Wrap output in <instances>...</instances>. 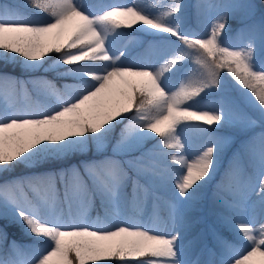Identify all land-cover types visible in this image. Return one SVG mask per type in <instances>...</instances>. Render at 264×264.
<instances>
[{
	"label": "snow or ice",
	"instance_id": "6c2138e0",
	"mask_svg": "<svg viewBox=\"0 0 264 264\" xmlns=\"http://www.w3.org/2000/svg\"><path fill=\"white\" fill-rule=\"evenodd\" d=\"M28 6L35 16L0 15V64L19 63L25 70L48 65L79 83L64 85L67 92L62 93L51 81H37L56 98L54 107L23 114L0 111V177L21 165L85 153L93 144L100 151L123 124L116 150L140 154L126 163L111 157L86 162L83 172L71 169L72 179L86 199L99 197L113 212L126 199L129 170L149 185L171 181L172 231L164 232L152 220L134 223L115 214L93 222L83 211L73 213L70 202L65 211L52 177L4 178L0 216L21 224L33 243H9L0 231V264H193L187 259L184 208L198 202L220 170L227 141L216 133L234 122L238 110L229 88L238 87L254 110L240 116L245 126L264 129V13L259 25L240 30L242 46L235 48L227 43L229 21L237 13L251 18L256 8L251 0L197 4L198 13H215L205 35L188 30L183 0L155 9L139 0L99 10L86 0H28ZM136 34L155 41L163 61L158 68L117 48L122 38ZM19 86V80L0 75L6 102ZM189 129L206 137L191 158L188 141L181 138ZM157 136L159 141L143 151L144 143ZM248 155L252 171L234 155L218 185V192L232 196L219 195L214 210L218 250L210 254L220 259L196 264H264V224L239 220V207L249 194L258 196L264 208V131L248 142ZM156 157L170 158L178 167L161 169ZM132 183L135 200L136 189L143 186L138 178ZM25 187L36 193L35 199L24 194ZM221 229L230 230L235 243Z\"/></svg>",
	"mask_w": 264,
	"mask_h": 264
},
{
	"label": "rangeland",
	"instance_id": "374dc122",
	"mask_svg": "<svg viewBox=\"0 0 264 264\" xmlns=\"http://www.w3.org/2000/svg\"><path fill=\"white\" fill-rule=\"evenodd\" d=\"M169 1L171 2V0H164V2L161 3L160 0H139V2L148 5L153 9H155L156 7L167 5L169 4ZM86 2L91 5H94L96 9L99 10L104 5L113 4V3L131 4L133 3V0H86ZM251 2L256 5V8L254 10L255 14L251 18H247L240 13L237 14L241 16V18H243L246 24L249 22L248 24L259 25L261 23V14L264 13V10L261 11L258 10L257 0H251ZM205 3H219V0H206ZM186 6L187 9L191 8L190 4ZM6 11L20 13L11 8L0 6V15H3ZM212 11L213 10H206L205 11L206 15L204 12L201 15L203 17L201 16L195 17L197 20H200V22L204 23L202 30H205V34L210 30V26L214 18L213 15H215L214 11L213 12ZM20 14L29 17L36 15V13H30V14L20 13ZM193 21H194L193 18L188 16L187 28L188 30L194 33L196 30L193 27L192 24ZM245 26L246 25H242L240 27L244 28ZM205 34L203 33L201 35H205ZM238 34L239 33H236L234 39L233 38L229 39L228 37L227 40V43L231 44V46L235 48L242 46V42L237 39ZM154 43L155 41L152 40L149 34H136L132 37L123 38L121 43L120 41H118L117 48L125 50L126 55L130 54V58H135L137 59L138 62L144 65L154 66L158 68L163 61L160 58L161 53L159 49L153 47ZM189 63H191V61H189ZM8 64H13V66L20 65L21 67H23L21 64L13 63V62H8L3 65H8ZM36 69H42L44 71L52 70L48 67V65H45V67L43 68L37 67ZM19 81L21 82L22 86L17 87L14 91H10L7 102L5 101L3 95L0 97V101L2 103L1 105L2 111L5 108H8L11 111H16L18 113L23 114L29 112L43 111L45 109L52 108L56 105L57 102L56 98L51 95H48L50 96L51 102H48L46 104L42 103L39 105H33V104L30 105L27 99L28 91L25 88V83L24 81H22V79H20ZM60 92L66 93L65 91H61V90ZM228 92L231 95H233L235 98H237L238 110L234 122L232 124L227 125L225 128L220 130V132L216 133V135L225 138L227 141L221 156V167L216 176V177L219 176L218 178L219 180H217L216 183H214L211 186L207 185L209 192H207L206 194L202 190L200 199L198 200V202L194 204L199 205V203H203L204 208L199 207V211H201V213L197 214L196 217H194L193 215L189 216L188 219L190 221L192 220L191 221L192 226L187 223V227L183 233L184 235H186L185 244L187 247V259L193 261V264H196V262L198 261H209V260L220 259L219 255L210 254V250L213 253L217 252L218 250L216 246L217 245L216 237L214 235V231L217 228L214 210L219 208V205L217 203V197L219 195H224L229 199H232V196L228 192H218V185L220 184V181L224 176L225 171L228 169L229 164L232 162L234 155H238L240 157L241 163L248 172L252 171V161L250 160L248 155V142L251 140L253 136H259V134L262 131H264V129H262L259 125L255 127H246L243 120L240 119V116H242L244 113H247L249 115L254 114V110L246 102V99L242 94L241 90L238 87H235L234 85L232 88L228 89ZM181 138L187 139L188 141L187 147L189 149V153L186 154H190V158L191 155L198 153L202 149L206 141V137L204 136V134L197 132L194 129H189L188 131H186L184 136H182ZM119 139L120 138H118V140ZM117 141L113 145V150L116 152L129 154V152L126 149L116 150ZM107 146H108V141L106 140L104 147L102 149L106 148ZM131 153L133 155L127 157L125 159V163L131 160L134 156H138L140 154V152L138 151H133ZM42 162L43 161L39 162L38 164H41ZM84 164L85 163L78 164L77 166H75V168L80 169L81 172H83ZM22 166L23 165H21V167ZM33 166L34 165L24 166V167L30 168ZM175 167L178 166L175 165ZM132 172L134 173L130 172L129 174L132 177V180L138 178L140 185H142L143 187H138L136 189V197L135 200H133L132 180H130L127 183V185L129 184L131 185L129 192L131 193L130 204H131L132 213L130 214L126 212V206L124 204H122L120 209L115 210V212H113L112 210L107 209L104 205H102L99 197L86 199L83 190L79 188L72 179L71 171H70L71 182L68 183V180H66L68 175L67 169L66 170L63 169L59 171L56 175L53 174L49 177H52V183L55 189L56 198L59 201L60 206L64 208L65 211H67L70 202L73 213H79L83 211L90 219V221L93 222L97 220L105 221V219L108 216L115 214L127 218L134 223H147L149 220H152L155 223L161 225L162 230L164 232L170 233L172 231V220L170 218V207L168 202L171 200V198L169 197L165 198L164 195L162 196L159 192H157V190H155V188L148 187L145 184V182H143L139 177H137L135 171ZM214 180H216V178ZM127 185L124 188L125 195H129V193L126 192ZM46 188L45 187L41 188L42 192L46 190ZM144 189H147V192H145ZM27 190H28L27 187H25L24 189L25 195H27L28 193ZM30 191L31 194L27 195L28 198L35 199L36 193L33 192L32 189H30ZM66 193H67V198H66ZM244 199H246L247 203L245 205L242 203L239 207V220H242L244 222H249L253 224L254 227H260L262 224H264V208H262L259 203V197L253 194H249ZM184 213L186 214L185 208H184ZM0 218H4V217L0 216ZM21 227L22 230H24L22 225ZM0 231L3 230L0 228ZM5 233L7 234V232ZM226 238L229 240L230 243H235V241L232 240V237L229 238L226 237ZM13 240H15L20 245H30L28 242L25 243L24 241H20L17 238L15 239L14 237H10L8 239V242L10 243Z\"/></svg>",
	"mask_w": 264,
	"mask_h": 264
},
{
	"label": "trees",
	"instance_id": "16d2710c",
	"mask_svg": "<svg viewBox=\"0 0 264 264\" xmlns=\"http://www.w3.org/2000/svg\"><path fill=\"white\" fill-rule=\"evenodd\" d=\"M205 0H183V3L185 5L190 4L191 8H188L187 11L193 18V25L194 27L197 28L202 25L203 23L200 22V20H197L195 16H201V13L199 14L197 12L196 6L199 3H203ZM223 2V0H222ZM258 4V9L264 10V0H257ZM0 6L3 7L5 6L6 8H11L13 10H16L20 13L24 14H30V13H36V10L30 6H28L27 0H0ZM203 17V16H201ZM231 25V31L228 33V37L234 38L238 29L237 25H249L248 23L241 18L238 14L234 15V17L229 21ZM242 29V27H241ZM151 36V35H150ZM123 40V38L120 40ZM0 75H6L9 78L15 79V80H20L24 81L25 83V88L28 91V102L30 105H39L42 103H48L51 102L50 96L42 89L36 82L40 80H47L51 81L57 89H60L61 91L67 92V90L64 88V85L66 84H74V83H79V81L68 78V77H61L57 74L56 71L51 70V71H44L42 69H34V70H25V68L21 67L20 65H14L13 64H8V65H3L0 64ZM10 92L8 93V95ZM2 94H0V97ZM2 103L0 101V111H2ZM127 123V121H125ZM124 125L121 124L119 125L113 133L108 137V146L100 151L97 150L96 146L93 144L89 147V150L86 151L85 153H76L72 156H66V157H61V158H52L48 160H44L41 164H35L33 167L27 168L24 166H19L17 167L13 172L5 174V176L0 177V180L4 178H12V177H49L53 174H57L59 171L63 169L68 170V175L66 180H68V183L71 182V175L70 171L73 167L77 166L78 164L81 163H86L87 161H93V160H99L103 159L104 157H111L116 160H120L121 162H125V159L127 157H130L133 155L132 153L125 154L122 152H116L113 150V145L116 143L118 138H120V133L121 130L123 129ZM159 137L157 136L154 140H149L146 141L143 145L142 150L147 151L148 149H151L154 144H156L159 141ZM139 152V151H138ZM158 164L161 169H163L165 166H170V167H175V164L173 161L170 160V158H162V157H156ZM131 173L132 170H130ZM129 172V174H130ZM145 184L150 187V188H155L157 192H159L162 196L164 195L165 198L169 197L172 199V193L174 192L175 188L172 184L171 181H169L167 184H155V185H149L147 183L146 178L141 176L139 177ZM216 177V180H213L209 185H213L216 183L218 179ZM131 185H127L126 192L129 193V195H125L126 199L124 201V205L126 206V212L127 213H132L131 209V204H130V198H131V193L130 191ZM27 195L31 194L30 189L27 187ZM205 194L209 192L207 186L203 189ZM130 206V207H129ZM199 207H203V203L197 204H192L190 206L185 207V212H186V220L189 218L190 215H193L196 217L197 214H200L201 211H199ZM192 221V220H191ZM189 219L187 220V223L190 225L192 224ZM192 226V225H191ZM0 228L5 232H7V239L10 237H14L15 239L17 238L20 241H24L25 243L32 244V237L28 236L24 230H22V227L19 223L7 220V218H0ZM223 232V235L226 237H232L231 231L228 229H223L221 230Z\"/></svg>",
	"mask_w": 264,
	"mask_h": 264
},
{
	"label": "bare ground",
	"instance_id": "6f19581e",
	"mask_svg": "<svg viewBox=\"0 0 264 264\" xmlns=\"http://www.w3.org/2000/svg\"><path fill=\"white\" fill-rule=\"evenodd\" d=\"M247 202H246V199L243 200V204L245 205Z\"/></svg>",
	"mask_w": 264,
	"mask_h": 264
}]
</instances>
